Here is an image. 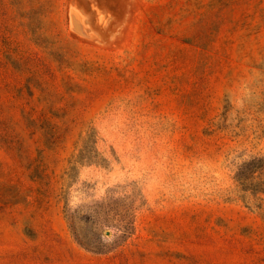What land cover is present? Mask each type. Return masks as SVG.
I'll return each instance as SVG.
<instances>
[{"label":"rangeland","instance_id":"rangeland-1","mask_svg":"<svg viewBox=\"0 0 264 264\" xmlns=\"http://www.w3.org/2000/svg\"><path fill=\"white\" fill-rule=\"evenodd\" d=\"M0 264H264V0H0Z\"/></svg>","mask_w":264,"mask_h":264},{"label":"bare ground","instance_id":"bare-ground-1","mask_svg":"<svg viewBox=\"0 0 264 264\" xmlns=\"http://www.w3.org/2000/svg\"><path fill=\"white\" fill-rule=\"evenodd\" d=\"M73 4V3H72ZM74 5V4H73ZM75 7L74 8H78L79 7V10L81 9V7L79 6V5H74ZM83 9V8H82ZM74 11V18L76 19V21L78 22V25H79V27L82 29V31H83V34H78V33H74V35H76V36H78V37H81V38H84V39H94L95 40V38L91 35V32H89V31H91V30H89L88 28H87V25H86V22H85V20H84V17H83V15L81 14V12H79V11H77V10H73ZM81 11H83V10H81ZM83 12H85V10L83 11ZM88 16V15H87ZM87 20L89 21V19H88V17H87ZM89 30V31H88ZM90 33V34H89ZM88 34V35H87Z\"/></svg>","mask_w":264,"mask_h":264},{"label":"water","instance_id":"water-1","mask_svg":"<svg viewBox=\"0 0 264 264\" xmlns=\"http://www.w3.org/2000/svg\"><path fill=\"white\" fill-rule=\"evenodd\" d=\"M74 7L75 6L72 3L67 6L66 16L68 28L72 33L83 34L82 29L79 27L78 22L74 18Z\"/></svg>","mask_w":264,"mask_h":264}]
</instances>
